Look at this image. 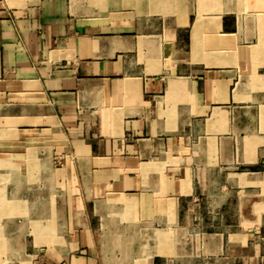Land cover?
<instances>
[{
	"label": "crops",
	"instance_id": "1",
	"mask_svg": "<svg viewBox=\"0 0 264 264\" xmlns=\"http://www.w3.org/2000/svg\"><path fill=\"white\" fill-rule=\"evenodd\" d=\"M0 264H264V0H0Z\"/></svg>",
	"mask_w": 264,
	"mask_h": 264
}]
</instances>
